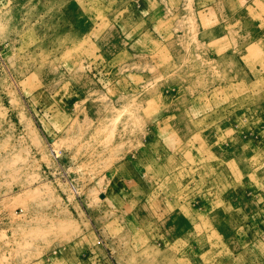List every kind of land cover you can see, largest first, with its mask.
Segmentation results:
<instances>
[{
  "label": "rangeland",
  "instance_id": "374dc122",
  "mask_svg": "<svg viewBox=\"0 0 264 264\" xmlns=\"http://www.w3.org/2000/svg\"><path fill=\"white\" fill-rule=\"evenodd\" d=\"M0 209V264H264V0H0Z\"/></svg>",
  "mask_w": 264,
  "mask_h": 264
},
{
  "label": "built area",
  "instance_id": "2783aa9c",
  "mask_svg": "<svg viewBox=\"0 0 264 264\" xmlns=\"http://www.w3.org/2000/svg\"><path fill=\"white\" fill-rule=\"evenodd\" d=\"M70 187L74 190V186L70 184ZM16 213V212H15ZM7 222L6 216L2 213V210L0 209V228H2L3 225H5Z\"/></svg>",
  "mask_w": 264,
  "mask_h": 264
},
{
  "label": "bare ground",
  "instance_id": "6f19581e",
  "mask_svg": "<svg viewBox=\"0 0 264 264\" xmlns=\"http://www.w3.org/2000/svg\"><path fill=\"white\" fill-rule=\"evenodd\" d=\"M143 257H144L145 261L142 260V262H141L140 264H155V263H153V262H146V261H148L149 258L146 257L145 255H143Z\"/></svg>",
  "mask_w": 264,
  "mask_h": 264
}]
</instances>
